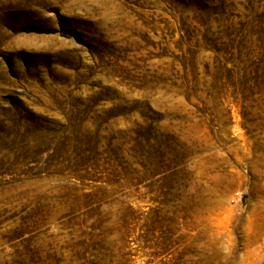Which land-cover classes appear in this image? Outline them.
<instances>
[{
  "label": "rangeland",
  "instance_id": "374dc122",
  "mask_svg": "<svg viewBox=\"0 0 264 264\" xmlns=\"http://www.w3.org/2000/svg\"><path fill=\"white\" fill-rule=\"evenodd\" d=\"M0 264H264V0H0Z\"/></svg>",
  "mask_w": 264,
  "mask_h": 264
}]
</instances>
